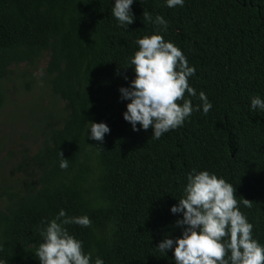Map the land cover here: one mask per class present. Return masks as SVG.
I'll return each instance as SVG.
<instances>
[{
  "label": "trees",
  "instance_id": "obj_1",
  "mask_svg": "<svg viewBox=\"0 0 264 264\" xmlns=\"http://www.w3.org/2000/svg\"><path fill=\"white\" fill-rule=\"evenodd\" d=\"M112 2L0 0V108L9 67L43 55L49 90L63 102L57 115L49 112L36 152L15 167L20 179L0 186V264H39L41 221L60 209L90 219L87 228L65 227L93 259L174 264L171 249L155 247L185 227L169 209L193 169L234 187L253 238L264 245V111L249 108L253 96L264 100V0H185L175 8L134 0L127 28L112 16ZM144 13L162 16L167 31ZM152 34L182 51L195 69L189 85L212 104L159 140L151 128L132 131L122 118L128 101L118 91L134 77L136 40ZM89 122L108 126L102 141L88 139ZM60 154L67 169L59 167Z\"/></svg>",
  "mask_w": 264,
  "mask_h": 264
},
{
  "label": "clouds",
  "instance_id": "obj_2",
  "mask_svg": "<svg viewBox=\"0 0 264 264\" xmlns=\"http://www.w3.org/2000/svg\"><path fill=\"white\" fill-rule=\"evenodd\" d=\"M185 0H165L168 8L183 7ZM134 0H113L112 16L118 26L127 28L134 16ZM144 20L166 32L168 22L160 15L153 18L143 14ZM138 50L130 58L134 72L128 87L118 89L120 98L128 101L122 113L132 131L151 128V137L159 140L162 135L178 127L194 111L207 114L212 108L204 92L197 93L188 80L195 73L182 51L160 34L136 40ZM195 97L199 105L185 98ZM182 101V103H178ZM250 110L264 111V100L258 95L250 99ZM88 139L102 141L109 132L103 123L89 122ZM139 126V127H137ZM59 167L68 168V160L60 154ZM183 196L170 207L172 214H181L176 224L183 227L175 240L165 237L155 247L166 253L171 249L174 264H264V245L253 238V225L239 210L234 187L222 177L207 170L193 169L186 175ZM243 200L247 205L248 200ZM40 232L42 242L36 250L39 264H104L102 258L84 252L82 241L71 235L65 227L75 224L87 228L91 221L86 215L68 216L60 209Z\"/></svg>",
  "mask_w": 264,
  "mask_h": 264
},
{
  "label": "rangeland",
  "instance_id": "obj_3",
  "mask_svg": "<svg viewBox=\"0 0 264 264\" xmlns=\"http://www.w3.org/2000/svg\"><path fill=\"white\" fill-rule=\"evenodd\" d=\"M43 55L33 65H11L4 79V102L0 108V186L19 180L14 169L22 157L36 152L43 142L49 112L56 115L63 102L51 94Z\"/></svg>",
  "mask_w": 264,
  "mask_h": 264
}]
</instances>
